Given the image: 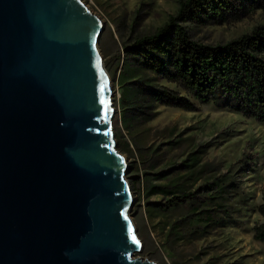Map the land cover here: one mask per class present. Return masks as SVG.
I'll return each mask as SVG.
<instances>
[{"label":"water","instance_id":"95a60500","mask_svg":"<svg viewBox=\"0 0 264 264\" xmlns=\"http://www.w3.org/2000/svg\"><path fill=\"white\" fill-rule=\"evenodd\" d=\"M104 29L85 0H0V264H158L135 257Z\"/></svg>","mask_w":264,"mask_h":264},{"label":"rangeland","instance_id":"374dc122","mask_svg":"<svg viewBox=\"0 0 264 264\" xmlns=\"http://www.w3.org/2000/svg\"><path fill=\"white\" fill-rule=\"evenodd\" d=\"M85 2L105 23L99 47L113 85L117 149L130 167V216L143 244L135 257L158 264H264V243L254 238L253 230L264 222L258 212L264 188V124L194 98V111L148 104L144 93L149 87L187 93L139 66L124 50L138 36L154 34L177 13L180 0ZM184 24L199 42L227 43L264 25V9L224 23ZM125 142L133 153L124 149ZM155 186L174 195L152 193ZM183 194L195 198L165 208L173 196ZM205 210H214L216 221L204 220Z\"/></svg>","mask_w":264,"mask_h":264},{"label":"trees","instance_id":"16d2710c","mask_svg":"<svg viewBox=\"0 0 264 264\" xmlns=\"http://www.w3.org/2000/svg\"><path fill=\"white\" fill-rule=\"evenodd\" d=\"M258 9H264V0H180L177 13L169 15L154 34L138 36L124 50L142 68L183 88L187 96L165 86L149 87L144 100L194 111V98L264 124V25L227 43L211 45L195 40L184 24L189 20H239ZM124 149L133 153L129 142L124 143ZM151 191L174 195L160 186ZM194 198L195 194L173 196L165 208L181 206ZM258 212L264 217V188ZM202 214L204 220L216 221L212 218L214 210ZM253 230L254 238L264 243V222L257 223Z\"/></svg>","mask_w":264,"mask_h":264},{"label":"snow or ice","instance_id":"6c2138e0","mask_svg":"<svg viewBox=\"0 0 264 264\" xmlns=\"http://www.w3.org/2000/svg\"><path fill=\"white\" fill-rule=\"evenodd\" d=\"M100 91H101V92H103V91H104V88H103V86H101V89H100ZM101 102H102V103H105V107H107V105H106V102H105V101H103V100H102ZM132 240H133V241H135L137 244L139 243V241L136 239V236H135V235H133V236H132Z\"/></svg>","mask_w":264,"mask_h":264}]
</instances>
